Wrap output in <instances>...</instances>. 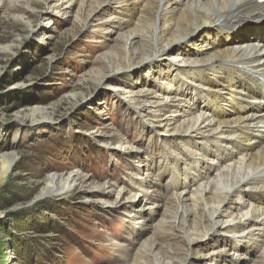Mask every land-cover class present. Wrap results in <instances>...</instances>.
<instances>
[{
	"label": "rangeland",
	"instance_id": "374dc122",
	"mask_svg": "<svg viewBox=\"0 0 264 264\" xmlns=\"http://www.w3.org/2000/svg\"><path fill=\"white\" fill-rule=\"evenodd\" d=\"M180 1L185 9L195 6ZM164 5L159 3V14ZM141 7L148 8L146 0ZM135 14L111 0H0V161H13L0 177V264H126V257L130 264H158L136 257L166 209L147 210L152 231L140 240L136 234L146 224L136 225L138 218L123 209L144 198L132 184L147 178L139 169L157 177L166 162L178 167L188 160L180 143L155 123L184 118L158 112L156 101L164 104L168 88L177 93L191 87L190 75L182 78L185 72L178 69L186 68L184 58H196L200 45H173L170 58L161 54L141 63L156 44L160 24L143 23L147 15ZM175 35H168L170 42ZM126 48L137 58L122 71L130 65ZM140 101L145 115L137 113ZM124 146L133 148L132 156ZM70 172L81 179L74 190L42 196L48 176ZM184 177L168 171L160 195ZM106 187L111 196L101 192ZM154 239L173 259L157 257L159 264H216L211 258L193 261L172 235Z\"/></svg>",
	"mask_w": 264,
	"mask_h": 264
},
{
	"label": "bare ground",
	"instance_id": "6f19581e",
	"mask_svg": "<svg viewBox=\"0 0 264 264\" xmlns=\"http://www.w3.org/2000/svg\"><path fill=\"white\" fill-rule=\"evenodd\" d=\"M111 1L120 2L131 17L135 12L147 15L140 18L143 23L153 19L160 24L156 44L149 47L141 63H152L161 54L170 58L173 45H200L196 58H184L186 68L178 69V73L185 72L182 78L190 75L186 77L191 78V87L180 88L177 93L168 88L164 104L156 101L158 112L167 109L171 115L184 118L177 124L169 119L155 123L180 143L178 147L184 149L188 160L178 167L166 162L163 175L157 177L148 174L149 168L139 169L140 175L147 172V178L132 184L144 198L137 205H124L128 217L138 218L136 225L146 224L147 228L136 234L139 240L152 231L149 217H153L147 210L166 209V218L155 226V234L141 243L143 251L136 261L155 260L159 264L157 257L173 260L166 255L170 249L161 251L162 244L154 239L168 234L177 238L197 263L211 258L216 264H264V0H191L195 6L187 9L179 0H146L148 8L141 10V0ZM161 2L165 5L159 14ZM170 34H176L172 42ZM204 43H209L207 51L202 49ZM124 52L130 65L122 71H127L137 57L127 48ZM197 81L200 83L195 88ZM192 93L198 97L196 101L189 98ZM140 102L137 113L144 114L147 106ZM127 146L124 153L130 157L133 148ZM133 156L141 161L137 153ZM1 160L3 178L13 161L6 157ZM171 170L178 178L184 175V183L179 180L169 194L160 195L163 176ZM80 182L75 172L50 175L42 196L68 194ZM101 192L109 196L114 193L107 187ZM230 249L233 255L229 256L226 253ZM130 259L126 257L125 263L130 264Z\"/></svg>",
	"mask_w": 264,
	"mask_h": 264
},
{
	"label": "trees",
	"instance_id": "16d2710c",
	"mask_svg": "<svg viewBox=\"0 0 264 264\" xmlns=\"http://www.w3.org/2000/svg\"><path fill=\"white\" fill-rule=\"evenodd\" d=\"M15 243H16V241H14V246H15Z\"/></svg>",
	"mask_w": 264,
	"mask_h": 264
}]
</instances>
